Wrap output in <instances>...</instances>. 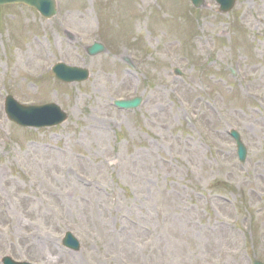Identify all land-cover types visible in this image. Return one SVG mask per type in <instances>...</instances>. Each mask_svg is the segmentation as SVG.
<instances>
[{
  "label": "rangeland",
  "instance_id": "rangeland-1",
  "mask_svg": "<svg viewBox=\"0 0 264 264\" xmlns=\"http://www.w3.org/2000/svg\"><path fill=\"white\" fill-rule=\"evenodd\" d=\"M0 7V264L264 263V0ZM105 50L89 55L88 46ZM57 62L88 68L63 83ZM58 104L29 129L4 101ZM140 96L138 108L116 99ZM240 132L238 158L230 130ZM71 231L81 243L66 248Z\"/></svg>",
  "mask_w": 264,
  "mask_h": 264
},
{
  "label": "water",
  "instance_id": "water-1",
  "mask_svg": "<svg viewBox=\"0 0 264 264\" xmlns=\"http://www.w3.org/2000/svg\"><path fill=\"white\" fill-rule=\"evenodd\" d=\"M196 8L204 4V0H191ZM220 4V11L228 12L231 10L236 0H216ZM8 3H23L30 7L36 8L44 17L50 18L56 13L55 0H0V5ZM105 48L101 44H94L89 48L90 54H97L104 51ZM54 71L58 78L67 82L84 81L89 77V71L85 68L69 66L63 63H58L54 67ZM140 98L132 100L116 101L120 107L130 108L138 106ZM6 112L12 120L21 125L29 127H47L61 124L67 118L65 112L54 103L43 106H24L18 103L13 97L6 99ZM232 135L236 138L238 143V152L241 160H244L246 155V148L241 141L240 135L237 131L233 130ZM64 244L70 248L78 249L79 241L73 236L71 232H67L64 238ZM3 264H29L26 262H16L11 257H4ZM255 264H262L255 262Z\"/></svg>",
  "mask_w": 264,
  "mask_h": 264
}]
</instances>
